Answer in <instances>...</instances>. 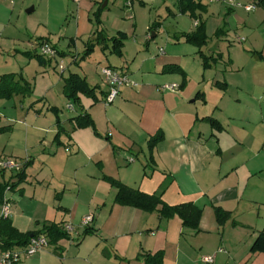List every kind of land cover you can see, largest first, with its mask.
<instances>
[{
    "label": "crops",
    "instance_id": "obj_1",
    "mask_svg": "<svg viewBox=\"0 0 264 264\" xmlns=\"http://www.w3.org/2000/svg\"><path fill=\"white\" fill-rule=\"evenodd\" d=\"M29 1L0 0V47L3 36L20 35L10 21ZM41 2L53 7L49 18L70 16L66 29L55 33L44 27L50 36L40 37L65 53L70 65L59 75L50 62L53 74L35 70L24 118L33 112L36 124L24 129L22 141L9 143L16 130L0 126V135H10L5 157L30 162L25 180L5 193L7 219L21 233L41 231L49 223L63 231L65 224L87 215L93 221L76 236L49 242L17 264H146V257L158 252L163 264H205L204 257L213 258L212 264H264V253L250 251L264 231V0H194L199 7L185 13L179 0H130V7L127 0ZM252 4L254 11L244 10ZM34 11L32 7L27 13ZM200 25L207 36L201 48L185 39ZM23 30L22 36L31 39V28ZM97 30L107 38L125 36L121 55L111 53L110 44L104 52L97 45L80 62ZM216 33L219 40L208 46ZM244 43L256 60L250 70L256 108L239 118L221 111L216 119L223 129L215 132L200 120L209 113L189 104L194 89L185 75L193 66L202 68L201 57L214 59L220 45L229 49ZM107 66L129 79L111 104L105 103L108 86L100 74ZM170 67L176 71L166 72ZM235 67L243 71L247 66ZM69 73L83 77L94 97L79 95L78 105L67 100L62 76ZM171 85L176 88H164ZM83 115L99 136L91 128L74 129V119ZM41 117H49V131L39 126ZM159 133L163 139L149 149V140ZM6 172L0 171L4 183ZM13 177L8 181L16 182ZM105 178L159 196L169 206L194 203L202 209L198 230L183 227L177 216L163 219L157 212L116 204L117 189ZM215 207L229 213L225 224L217 222Z\"/></svg>",
    "mask_w": 264,
    "mask_h": 264
},
{
    "label": "rangeland",
    "instance_id": "obj_2",
    "mask_svg": "<svg viewBox=\"0 0 264 264\" xmlns=\"http://www.w3.org/2000/svg\"><path fill=\"white\" fill-rule=\"evenodd\" d=\"M41 1L42 0H30L28 5L24 8L23 13L19 17L16 15L10 21L12 25L21 31V33L20 35L18 33H11L3 36L4 40L0 47L1 76L4 74L13 75L15 80H19L20 86L27 83L31 87L30 83L33 84V78L36 77V69L38 72L40 70H46L48 73L53 74L54 72L50 63L56 66L58 70L57 75H59V73L63 70H67L70 65V59L67 58V56L61 57L56 52L54 55L43 58L30 56V54L40 55V45L38 43L42 40L40 37L50 36L48 35L46 29H43L44 27L51 28V30H54V32L57 33L60 30L66 29L70 20V16H68L67 19H65L66 17L49 18V14L53 12V7ZM32 7L35 8V11L27 13V10ZM46 20L50 23L49 25L46 24ZM24 28H31V31L33 32L31 39L29 38V35H26V37L22 36ZM52 38L54 39V37ZM210 40L211 42L208 43V46H210V44L214 45L219 38L215 35ZM247 46L248 43H244L243 45L235 44L230 46L228 49L227 47L220 45V51L218 54L214 55V59H206L209 66H206L205 58L201 57L203 69H199L197 67L194 68L193 66L190 70V74L188 76L185 75L190 87L194 89V93L192 98L189 100V104L196 106L200 112L209 113L207 117L200 120L207 123L215 132L223 129L221 122L216 119V116L220 115L221 111L230 116L234 115L236 118H239L245 114L248 109L250 111L251 107H254L256 104L255 90L250 73V70L252 69L251 66L256 63V60L254 57H251V54L243 49ZM229 57L231 58V63L228 61ZM72 60L74 61L73 57ZM238 64H246L247 67L243 71H235V66H238ZM31 95L32 93L25 96L14 95L9 99H0V126H6L5 129L11 126L16 130L14 136L11 138V141H9V134L0 135V160H14L22 162L19 161L20 159L5 157L7 151L4 152V146L6 147L5 150H8V141L11 144L13 143V145L22 141L24 129L28 130L35 126L36 120L33 112L29 113L27 118H24L26 107L30 101ZM34 98L36 100L41 99V97L37 94L34 95ZM66 112L67 111H64V114H67ZM48 120H50L49 117H41V120L38 122L44 132L50 130L49 128L51 123H49ZM43 135L45 136V134ZM33 142L34 141H30L29 144H33ZM29 150L31 149L29 148ZM32 150L35 151L34 147ZM23 151H25V149H23ZM20 155L22 154L20 153ZM29 155L32 156L33 152L30 151ZM11 175L16 176L17 173L12 174V172L7 171L4 174L7 181L10 179ZM13 179L15 180L16 178L13 177ZM0 180V183H4L3 177H0ZM8 192L11 194L12 191H7V193ZM47 197L46 195L43 196V199H45L44 204L47 203ZM9 199H12V197ZM26 204V206H29V201H27ZM87 216H84L83 218ZM67 224L74 228V230L69 234L72 237L76 236L78 230L82 227L80 226L81 221ZM51 248L52 247H50V249ZM25 259H28V257L24 256L22 261Z\"/></svg>",
    "mask_w": 264,
    "mask_h": 264
},
{
    "label": "trees",
    "instance_id": "obj_3",
    "mask_svg": "<svg viewBox=\"0 0 264 264\" xmlns=\"http://www.w3.org/2000/svg\"><path fill=\"white\" fill-rule=\"evenodd\" d=\"M179 4L181 7V11L184 13L191 12L192 10H194V8L199 7L198 5L194 4V0H179ZM96 23L97 25L100 24L99 16L96 17ZM216 35L218 36V33H216ZM185 39L187 42L195 45L196 47L201 48L202 46H204L206 44L207 36L205 34L203 25L197 27L196 32L192 35H187ZM124 40L125 36L123 34L107 38L102 30H97L94 33V38L91 41H88L86 49L79 58V61L81 62L89 57L92 54L94 47L97 45L101 46V50L104 52L106 50L105 46L110 44V52L115 54L116 56H120ZM51 48L54 50V52L59 54V56H65V53L56 51L53 47ZM30 56L43 58L38 54H30ZM174 70L176 71L175 68L170 67L166 69V72H171ZM62 79L64 81L63 94L65 98L72 104H79V95H84L91 98L94 97V89L91 88L87 84L86 80L83 77H80L78 74L69 73L66 77L62 76ZM31 92V87L27 83H24L20 86L19 80H15V77L13 75L5 74L0 77V99H9L14 95L25 96L31 94ZM51 110L53 112L55 111L54 108H52ZM55 115L56 124L58 126V115L56 113ZM74 120V129L91 128L94 135L99 136L93 124V121L89 118L88 115L78 116ZM105 139L108 140V138ZM162 139L163 136L161 133L152 137L149 140V149H152L154 145L160 142ZM29 165L30 162L29 160H27V162L23 166V169L15 176L16 182L7 181L5 183H0V206L3 204L5 193L7 191L14 190L21 182L25 180V170L29 167ZM105 179L111 186L117 189V194L115 196L116 204L124 207L135 208L146 213L157 212L159 214V217L163 219H171L177 216L182 221L183 227L191 229L193 231L198 230L202 215V209L194 203H184L175 206H169L165 204L159 196L142 193L110 178ZM214 213L215 218L220 225L225 224L226 220L230 217L228 212H225L217 207L214 208ZM39 233H44L48 237L49 242L52 244L68 237L65 232L61 231L57 224H44L41 231L21 233L12 226L7 218L0 219V246L2 250L23 247L28 244L31 235H36ZM88 233V229H85L83 232V234ZM250 251L252 253H264V231L258 234L250 248ZM162 257L163 255L161 252H158L153 256L148 255L146 257V264H163Z\"/></svg>",
    "mask_w": 264,
    "mask_h": 264
},
{
    "label": "built area",
    "instance_id": "obj_4",
    "mask_svg": "<svg viewBox=\"0 0 264 264\" xmlns=\"http://www.w3.org/2000/svg\"><path fill=\"white\" fill-rule=\"evenodd\" d=\"M76 1H80V0H76ZM86 1L92 2L93 0H86ZM219 1L221 0H209L210 3H216ZM130 5H131L130 0H127L126 7H130ZM243 8L245 11L251 12L256 9V5L255 4L247 5L244 6ZM39 45H40V55L42 57H49L51 55H54L55 52L51 48V46L48 45V43L41 41ZM100 74L108 86V93L104 99L105 103L111 104L119 95L120 89L129 83V79L124 72L112 67H103L100 71ZM164 88L173 90L176 88V85L164 86ZM67 109L73 110V105H68ZM26 162L27 160H25L24 162H18L14 160H0V171H10L13 173H19L23 169V166ZM8 216H9V204L4 199L0 210V219L8 218ZM92 221H93V217L87 216L81 220V226L87 228L88 226L91 225ZM73 230L74 228L68 224H65L63 226V231L68 235ZM48 246H49V239L44 233L33 235L32 237H30L28 244L23 247H16L8 250H2L0 246V264H17L22 260L24 256L25 257L33 256L36 253L46 249ZM202 262L205 264H212L213 258L204 257L202 259Z\"/></svg>",
    "mask_w": 264,
    "mask_h": 264
},
{
    "label": "water",
    "instance_id": "obj_5",
    "mask_svg": "<svg viewBox=\"0 0 264 264\" xmlns=\"http://www.w3.org/2000/svg\"><path fill=\"white\" fill-rule=\"evenodd\" d=\"M105 4H106V3H104L103 7L105 6ZM103 7H102V8H103ZM32 236H33V235H31L30 237H32Z\"/></svg>",
    "mask_w": 264,
    "mask_h": 264
}]
</instances>
